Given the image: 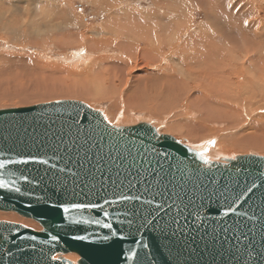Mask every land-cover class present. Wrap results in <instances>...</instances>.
<instances>
[{
  "label": "water",
  "instance_id": "water-1",
  "mask_svg": "<svg viewBox=\"0 0 264 264\" xmlns=\"http://www.w3.org/2000/svg\"><path fill=\"white\" fill-rule=\"evenodd\" d=\"M200 154L80 101L0 109V160L26 161L3 169L0 211L41 226L0 221V264H264V157ZM53 203L97 207L73 224Z\"/></svg>",
  "mask_w": 264,
  "mask_h": 264
},
{
  "label": "rangeland",
  "instance_id": "rangeland-1",
  "mask_svg": "<svg viewBox=\"0 0 264 264\" xmlns=\"http://www.w3.org/2000/svg\"><path fill=\"white\" fill-rule=\"evenodd\" d=\"M263 64L264 0H0V109L80 101L209 161L264 157Z\"/></svg>",
  "mask_w": 264,
  "mask_h": 264
},
{
  "label": "snow or ice",
  "instance_id": "snow-or-ice-1",
  "mask_svg": "<svg viewBox=\"0 0 264 264\" xmlns=\"http://www.w3.org/2000/svg\"><path fill=\"white\" fill-rule=\"evenodd\" d=\"M227 8L231 9L232 8V4L228 3L225 5ZM245 26H247V21H245ZM106 119V118H105ZM201 156H203V153L200 154ZM16 164V163H26V161H14V160H0V189H6L9 187L10 184H14V181L11 179L13 176L12 172H3V169H5L7 164ZM63 171V170H62ZM23 179H27V177H21ZM257 185L253 184L250 188L247 189L248 192H252L254 188H256ZM17 191H19V189H16ZM51 208L61 212L62 214H64V219L65 220H69L71 221L73 224H80V223H87L89 221H84L83 218L80 219H76L73 216H71L70 214L75 212V211H83L84 209H94L97 207L96 204H84V203H60V204H51L50 205ZM91 223H99V221L96 220H92L90 221ZM104 227H110V225L105 224ZM54 240L57 239V237L53 236L52 237ZM71 239L73 241H84L86 239H90V237L87 236H79V235H73L71 237ZM104 239H107V237H104ZM121 239H123V237H121ZM134 255V254H133ZM53 260L56 259L55 256L51 257ZM129 259L132 258V256L128 257Z\"/></svg>",
  "mask_w": 264,
  "mask_h": 264
},
{
  "label": "bare ground",
  "instance_id": "bare-ground-1",
  "mask_svg": "<svg viewBox=\"0 0 264 264\" xmlns=\"http://www.w3.org/2000/svg\"><path fill=\"white\" fill-rule=\"evenodd\" d=\"M114 13H115V12H114ZM211 16H212V15H211ZM136 18H137V17H136ZM240 22H241V21H240ZM175 27H176V26H175ZM156 31H157V30H156ZM157 33H158V32H157ZM122 34H123V33H122ZM259 36H260V35H259ZM156 37H157V36H156ZM158 37H159V36H158ZM160 44H161V43H160ZM243 45H244V44H243ZM159 47H160V46H159ZM171 50H172V49H171ZM241 50H242V49H241ZM174 51H175V50H174ZM238 51H239V50H238ZM179 52H180V51H179ZM249 52H250V51H249ZM261 52H262V51H261ZM222 53H223V52H222ZM249 54H250V53H249ZM154 55H155V54H154ZM230 56H231V55H230ZM234 57H235V56H234ZM238 57H239V56H238ZM148 60H149V59H148ZM151 60H152V59H151ZM233 60H234V59H233ZM243 60H244V59H243ZM149 61H150V60H149ZM150 62H151V61H150ZM149 64H150V63H149ZM156 64H157V63H156ZM124 65H125V64H124ZM230 65H231V64H230ZM263 65H264V64H263ZM263 65H262V67H263ZM232 66H233V65H232ZM241 67H242V66H241ZM263 68H264V67H263ZM260 69H262V68H260ZM173 71H174V70H173ZM182 72H183V71H182ZM261 72H262V71H261ZM173 73H174V72H173ZM173 73H172V74H173ZM181 74H182V73H181ZM187 74H188V73H187ZM193 74H194V73H193ZM193 74H192V75H193ZM250 74H251V73H250ZM175 75H177V74H175ZM183 75H185V74H183ZM194 76H197V75L194 74ZM194 76H193V77H194ZM201 76H202V75H201ZM262 76H263V75H262ZM177 77H178V76H177ZM181 77L183 78V76H181ZM184 78H186V77H184ZM184 78H183V79H184ZM197 78H198V77H197ZM166 79H167V78H166ZM178 79H179V78H178ZM190 79H191V78H190ZM196 80H197V79H196ZM263 80H264V79H263ZM184 81H187V82H188L187 79H185ZM184 81H183V82H184ZM197 81H198V80H197ZM180 82H181V81H180ZM185 83H186V82H185ZM215 83H216V82H215ZM233 83H234V82H233ZM235 83H236V82H235ZM188 85H189V83H188ZM238 85H239V84H238ZM185 86H186V85H183V88H185ZM206 87H207V86H206ZM242 87H243V86H242ZM165 88H166V87H165ZM247 88H248V87H247ZM254 88H255V87H254ZM180 89H181V88H180ZM203 89H204V88H203ZM207 89H208V88H207ZM166 90H167V88H166ZM113 92H114V91H113ZM176 92H177V91H174L173 93H176ZM184 92H185V91H184ZM143 93H144V92H143ZM177 93H178V92H177ZM180 93H181V92H180ZM188 93H189V92H188ZM96 94H97V93H96ZM139 94H140V93H139ZM155 94H156V93H155ZM105 95H106V93H105ZM158 95H159V94H158ZM175 95H176V94H175ZM178 95H179V94H178ZM180 95H181V94H180ZM185 95H186V92H185ZM154 96H155V95H154ZM160 96H162V95L160 94ZM176 96H177V95H176ZM182 96H183V95H182ZM162 97H163V96H162ZM162 97H161V98H162ZM173 97H174V96H173ZM228 97H229V96H228ZM156 98H157V97L155 96V100H157ZM167 98H168V97H167ZM176 98H178V96H177ZM197 98H198V97H197ZM203 98H204V97H203ZM206 98H207V97H206ZM153 99H154V98H153ZM153 99H151V102H153V101H152ZM163 99H164V98H163ZM163 99L160 100V98H159L160 101H163ZM165 99H166V97H165ZM168 99H169V98H168ZM186 99H187V98H186ZM237 99H238V98H237ZM175 100H176V99H175ZM175 100H174V101H175ZM183 100H184V99H183ZM206 100H207V99H206ZM149 101H150V100H149ZM166 101H167V100H166ZM187 101H188V99H187ZM156 102L158 103V100H157ZM156 102H154L155 105H156ZM179 102H180V101H179ZM199 102H200V101H199ZM222 102H224V101H222ZM225 103L228 104V102H226V101H225ZM227 104H226V105H227ZM229 104H230V103H229ZM153 105H154V104H153ZM155 105H154V106H155ZM174 105H175V104H174ZM189 105H190V104H189ZM223 105H224V104H223ZM226 105H225V106H226ZM191 106H192V105H191ZM150 107H151V104H150ZM202 108H203V107H202ZM194 109H195V108H194ZM204 109H205V108H204ZM222 109H223V108H222ZM142 110H143V109H142ZM227 110H228V109H227ZM230 113H231V112H230ZM206 114H207V113H206ZM182 115H183V114H182ZM200 116H201V115H200ZM183 117H184V116H183ZM203 120H204V119H203ZM205 120H206V119H205ZM129 121H130V120H129ZM206 121H207V120H206ZM211 121H212V120H211ZM192 123H193V122H192ZM209 123H210V122H209ZM194 125H195V124H194ZM234 125H235V124H234ZM209 127H210V126H209ZM193 129H194V128H193ZM216 132H217V131H216ZM234 147H235V146H234ZM217 156L220 158V160H225V159H227V158H225V156L221 155L220 153L217 154ZM221 158H224V159H221ZM231 159H232V158H231ZM69 255H74V254H69ZM75 259H78V256H77V255H75L74 258L72 257V259H70V260H71L72 262H75V261H76ZM73 264H74V263H73Z\"/></svg>",
  "mask_w": 264,
  "mask_h": 264
}]
</instances>
